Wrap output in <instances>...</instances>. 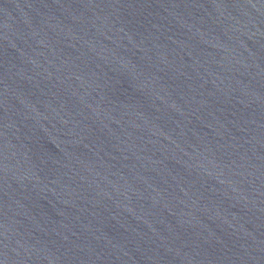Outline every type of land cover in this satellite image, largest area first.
<instances>
[{"label": "water", "instance_id": "water-1", "mask_svg": "<svg viewBox=\"0 0 264 264\" xmlns=\"http://www.w3.org/2000/svg\"><path fill=\"white\" fill-rule=\"evenodd\" d=\"M0 264H264V0H0Z\"/></svg>", "mask_w": 264, "mask_h": 264}]
</instances>
